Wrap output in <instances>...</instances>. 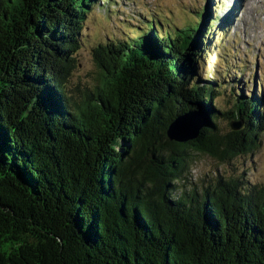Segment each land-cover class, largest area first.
I'll return each instance as SVG.
<instances>
[{"label": "trees", "instance_id": "trees-1", "mask_svg": "<svg viewBox=\"0 0 264 264\" xmlns=\"http://www.w3.org/2000/svg\"><path fill=\"white\" fill-rule=\"evenodd\" d=\"M105 3L0 0V264H264V179L188 178L194 154L228 162L264 129L262 98L235 88L223 112V78L200 74L230 15L205 6L203 25L195 12L172 29L150 17L90 43ZM85 47L96 71L73 91ZM189 111L206 119L200 137L170 142Z\"/></svg>", "mask_w": 264, "mask_h": 264}, {"label": "rangeland", "instance_id": "rangeland-1", "mask_svg": "<svg viewBox=\"0 0 264 264\" xmlns=\"http://www.w3.org/2000/svg\"><path fill=\"white\" fill-rule=\"evenodd\" d=\"M113 5L105 3L103 11H94L93 21H88L83 35L91 42L103 41L106 36L121 38L124 34L135 35L140 28L148 25L149 18L169 24L167 28H182L192 21L193 15L199 13L200 24L203 25V10L212 12L213 17L231 16V26L223 28V21L212 24V34L221 26L207 43L208 54L199 64L203 78H223L222 92L215 100L221 111L231 109V93L235 88H243L247 95L254 94L262 98L261 112L264 116V0H109ZM106 7L109 16L104 12ZM229 16V17H230ZM197 19V17H196ZM222 21V22H221ZM139 24V25H138ZM138 25V26H137ZM125 27V28H124ZM125 31V32H124ZM86 48V47H85ZM79 51L78 66L74 70L70 89H83L82 85L92 83L96 71L89 50ZM237 85V87H235ZM75 93V92H74ZM229 122L225 118L219 120V127L229 131ZM189 168V180L197 181L200 177H208L212 173L222 176L238 177L247 184L262 182L264 179V129L261 130L255 146L243 155H237L224 162L205 154H194Z\"/></svg>", "mask_w": 264, "mask_h": 264}, {"label": "water", "instance_id": "water-1", "mask_svg": "<svg viewBox=\"0 0 264 264\" xmlns=\"http://www.w3.org/2000/svg\"><path fill=\"white\" fill-rule=\"evenodd\" d=\"M206 127V119L198 111H189L179 115L170 123L166 130V137L170 142L186 144L196 141ZM230 130L237 132L243 127L241 121L229 124Z\"/></svg>", "mask_w": 264, "mask_h": 264}]
</instances>
